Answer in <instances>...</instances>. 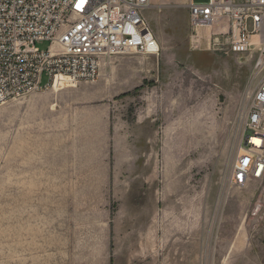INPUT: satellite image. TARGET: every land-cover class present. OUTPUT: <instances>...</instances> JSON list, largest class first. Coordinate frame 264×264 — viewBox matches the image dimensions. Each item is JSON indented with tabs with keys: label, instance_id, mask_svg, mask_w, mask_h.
I'll return each instance as SVG.
<instances>
[{
	"label": "rangeland",
	"instance_id": "obj_1",
	"mask_svg": "<svg viewBox=\"0 0 264 264\" xmlns=\"http://www.w3.org/2000/svg\"><path fill=\"white\" fill-rule=\"evenodd\" d=\"M188 3L144 11L159 56L0 105V264H264V178L229 181L255 61L194 49Z\"/></svg>",
	"mask_w": 264,
	"mask_h": 264
},
{
	"label": "built area",
	"instance_id": "obj_2",
	"mask_svg": "<svg viewBox=\"0 0 264 264\" xmlns=\"http://www.w3.org/2000/svg\"><path fill=\"white\" fill-rule=\"evenodd\" d=\"M151 0H0V105L53 87L55 77L96 81L104 61L161 47L144 11ZM191 46L245 55L259 77L243 113L229 181L264 178V0H189ZM48 42L46 49L37 46ZM44 75L49 81L43 84ZM258 139L259 143H255Z\"/></svg>",
	"mask_w": 264,
	"mask_h": 264
},
{
	"label": "bare ground",
	"instance_id": "obj_3",
	"mask_svg": "<svg viewBox=\"0 0 264 264\" xmlns=\"http://www.w3.org/2000/svg\"><path fill=\"white\" fill-rule=\"evenodd\" d=\"M59 76H63V75H57L56 77H55V79L57 78V77H59ZM63 77H67V76H63ZM70 78V77H69ZM72 79V78H71ZM55 81V80H54ZM254 141H255V143H259V140L258 139H254ZM258 207H259V205H258ZM259 209V208H258ZM257 209V210H258Z\"/></svg>",
	"mask_w": 264,
	"mask_h": 264
}]
</instances>
